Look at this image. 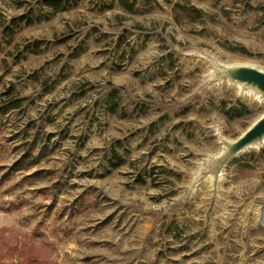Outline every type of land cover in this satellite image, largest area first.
<instances>
[{
    "label": "rangeland",
    "instance_id": "374dc122",
    "mask_svg": "<svg viewBox=\"0 0 264 264\" xmlns=\"http://www.w3.org/2000/svg\"><path fill=\"white\" fill-rule=\"evenodd\" d=\"M65 2L0 0V264H264V0Z\"/></svg>",
    "mask_w": 264,
    "mask_h": 264
},
{
    "label": "water",
    "instance_id": "95a60500",
    "mask_svg": "<svg viewBox=\"0 0 264 264\" xmlns=\"http://www.w3.org/2000/svg\"><path fill=\"white\" fill-rule=\"evenodd\" d=\"M213 73L216 77H227L249 90L255 91L264 99V68L251 62L214 61ZM264 137V111L259 114L238 136L232 139L224 138L222 147L212 154L210 162L216 171H221L224 165L241 150L247 149L250 143L260 145ZM261 142V143H260ZM256 144V145H257Z\"/></svg>",
    "mask_w": 264,
    "mask_h": 264
},
{
    "label": "trees",
    "instance_id": "16d2710c",
    "mask_svg": "<svg viewBox=\"0 0 264 264\" xmlns=\"http://www.w3.org/2000/svg\"><path fill=\"white\" fill-rule=\"evenodd\" d=\"M44 2H45V4H47L48 6H50V7H52V8H54V9H63V8H65L66 7V2H65V0L63 1V0H43ZM25 16H23V15H20L19 17H18V19H23ZM30 22V20H26V23H29ZM226 115L228 116V117H231L232 116V114L229 112V110H227L226 111ZM238 115V114H237ZM30 250H31V248H30ZM29 260H31V259H29ZM31 264H33L34 262H33V260H31V261H29Z\"/></svg>",
    "mask_w": 264,
    "mask_h": 264
},
{
    "label": "bare ground",
    "instance_id": "6f19581e",
    "mask_svg": "<svg viewBox=\"0 0 264 264\" xmlns=\"http://www.w3.org/2000/svg\"><path fill=\"white\" fill-rule=\"evenodd\" d=\"M255 64V63H254ZM257 65V64H256ZM259 66V65H258ZM262 142V143H261ZM261 144L260 145H263L264 144V137L262 138V140H261ZM257 143H259V141L258 142H255V143H250V144H248L247 145V147L246 148H249V147H254V146H257L258 144ZM257 144V145H256ZM259 146V145H258Z\"/></svg>",
    "mask_w": 264,
    "mask_h": 264
}]
</instances>
